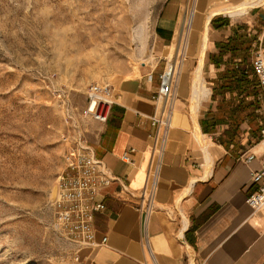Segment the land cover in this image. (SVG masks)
I'll use <instances>...</instances> for the list:
<instances>
[{
    "label": "crops",
    "instance_id": "obj_1",
    "mask_svg": "<svg viewBox=\"0 0 264 264\" xmlns=\"http://www.w3.org/2000/svg\"><path fill=\"white\" fill-rule=\"evenodd\" d=\"M248 1L168 0L154 32L157 61L113 84L109 120L94 122L92 140L116 177L95 219L98 243L104 235L107 242L78 246L82 264H264V211L248 203L257 188L252 174L263 162L262 123L233 85L244 26L227 12ZM252 2L248 13L256 17L264 0ZM171 59H180L179 81L163 142L151 116L160 109L154 97ZM161 146L155 206L146 218L138 208Z\"/></svg>",
    "mask_w": 264,
    "mask_h": 264
},
{
    "label": "rangeland",
    "instance_id": "obj_2",
    "mask_svg": "<svg viewBox=\"0 0 264 264\" xmlns=\"http://www.w3.org/2000/svg\"><path fill=\"white\" fill-rule=\"evenodd\" d=\"M167 1L0 0V264H82L55 222L57 177L67 151L92 146L97 133L84 115L90 86H113L157 61ZM251 6L229 13L244 26L246 68L264 48V8L253 17ZM241 95L263 125L264 89Z\"/></svg>",
    "mask_w": 264,
    "mask_h": 264
},
{
    "label": "built area",
    "instance_id": "obj_3",
    "mask_svg": "<svg viewBox=\"0 0 264 264\" xmlns=\"http://www.w3.org/2000/svg\"><path fill=\"white\" fill-rule=\"evenodd\" d=\"M253 73L264 89V48L255 51ZM180 59L171 62L160 74V86L154 100L159 111L151 116V123L161 129L163 142L172 124L173 101L179 81ZM115 89L108 84H93L89 88V102L84 115L100 123H107L114 104ZM264 142V123L261 127ZM147 181L142 190L139 210L148 218L155 206L163 147L153 150ZM124 160H130L125 154ZM254 159V154L247 161ZM92 146L84 142L72 146L65 155V165L57 177V190L52 203L53 215L60 233L78 246L97 247L107 242L96 239V215L106 209L104 190L115 181ZM257 188L249 195L248 203L254 210L264 211V156L261 169L252 174Z\"/></svg>",
    "mask_w": 264,
    "mask_h": 264
},
{
    "label": "trees",
    "instance_id": "obj_4",
    "mask_svg": "<svg viewBox=\"0 0 264 264\" xmlns=\"http://www.w3.org/2000/svg\"><path fill=\"white\" fill-rule=\"evenodd\" d=\"M232 49L237 50V45L232 46ZM242 62L245 63V60H242ZM242 62L237 63L234 67L235 80L233 85L238 89L239 95L245 94V96H249L253 94L256 96L260 86L256 76L253 73V68H246ZM246 105H253V101H250L248 104L246 103ZM241 108V106H238L239 110H242Z\"/></svg>",
    "mask_w": 264,
    "mask_h": 264
},
{
    "label": "bare ground",
    "instance_id": "obj_5",
    "mask_svg": "<svg viewBox=\"0 0 264 264\" xmlns=\"http://www.w3.org/2000/svg\"><path fill=\"white\" fill-rule=\"evenodd\" d=\"M253 0H250V1H248V2H245L244 4H241L240 6H236V7H234V8H231L230 10H228L227 12L228 13H230V14H232V15H234V14H240V13H242L243 11H245V8H247V7H249V6H251V5H253V2H252ZM235 6V5H234ZM217 12V11H216ZM215 12V13H216ZM219 12V11H218ZM222 12V11H221ZM189 19H190V17H189ZM185 23H186V18H185ZM185 39V38H184ZM183 47V46H182ZM178 50V49H177ZM201 84V83H200ZM197 86H199V85H197ZM198 88V87H197ZM201 88V87H200ZM202 89V88H201ZM205 89V88H204ZM196 92H197V89H196ZM199 92V91H198ZM198 95V94H197ZM196 95V96H197ZM201 96V95H200Z\"/></svg>",
    "mask_w": 264,
    "mask_h": 264
}]
</instances>
